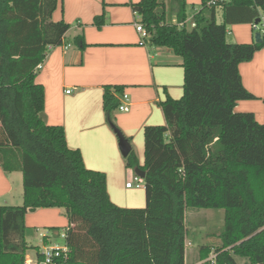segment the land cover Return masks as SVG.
Returning <instances> with one entry per match:
<instances>
[{"label": "trees", "instance_id": "obj_1", "mask_svg": "<svg viewBox=\"0 0 264 264\" xmlns=\"http://www.w3.org/2000/svg\"><path fill=\"white\" fill-rule=\"evenodd\" d=\"M59 0H0V165L21 172L22 206H0V264H24L29 246L26 215L64 209L69 226L66 264H186V212L224 209L221 248L213 263L264 264V124L238 113L240 101L255 100L239 66L264 49L259 43L227 42L229 25L256 24L264 0H227L188 10L176 5L178 23L193 16L194 29L166 23L160 0L133 6L152 33L151 43L183 59L184 94L161 105L164 126L144 129V163L133 150L129 170L145 172L146 205L121 208L110 199L106 175L87 169L81 153L68 147L65 131L41 117L44 87L36 74L50 48L60 46L70 25L55 22ZM223 22H217V7ZM100 28L104 17L96 20ZM81 48L82 37L77 38ZM106 86L104 113L112 121L121 87ZM45 239V237H44ZM203 259L212 253L203 248ZM39 260L43 257L38 255ZM63 264V258L55 259Z\"/></svg>", "mask_w": 264, "mask_h": 264}, {"label": "crops", "instance_id": "obj_2", "mask_svg": "<svg viewBox=\"0 0 264 264\" xmlns=\"http://www.w3.org/2000/svg\"><path fill=\"white\" fill-rule=\"evenodd\" d=\"M141 1L59 0L53 20L66 22L70 29L62 44L49 50L36 74V83L45 90L42 119L64 129L68 147L81 153L87 169L106 175L109 197L121 208H143L146 198L143 192L126 187L136 174L126 167L116 130L128 140L143 165L140 157H144V129L164 126L162 103L169 97L179 100L184 94L183 59L151 41L140 45L136 30L140 19L133 6ZM218 10L220 24L223 12ZM99 17H104L100 28L96 24ZM173 19L175 22L176 15ZM256 33L252 24L229 25L226 39L233 44H253ZM79 37L85 43L83 48L77 42ZM239 71L245 89L264 99V49L251 61L240 64ZM106 86L113 87L112 91L114 87L123 89L117 96L120 102L124 94L129 98L130 111L113 114L117 129L104 113ZM235 111L253 113L257 122L264 124V109L253 100L238 102ZM23 203L22 173H7L0 165V206L17 207ZM40 210L52 209L34 212ZM27 218L28 214L26 221ZM43 237L44 246H49L51 240Z\"/></svg>", "mask_w": 264, "mask_h": 264}, {"label": "rangeland", "instance_id": "obj_3", "mask_svg": "<svg viewBox=\"0 0 264 264\" xmlns=\"http://www.w3.org/2000/svg\"><path fill=\"white\" fill-rule=\"evenodd\" d=\"M161 6L159 12L166 11V23L174 24L173 17L176 14V5L172 3L171 0H161ZM188 10L190 11L192 8H196V10L201 9L203 2L202 0H187L186 1ZM218 10V9H217ZM222 11L219 8L218 12ZM220 18L218 17V21ZM220 22V21H219ZM222 23V21L220 22ZM256 99L253 100L257 104L262 106L264 109V99ZM144 145V139H143ZM144 147V146H143ZM141 163L144 162V157H140ZM133 179V178H132ZM137 191L143 192L145 194V190L136 189ZM146 205V204H145ZM145 208V207H143ZM134 209H142V208H134ZM63 217L66 220H62L59 218ZM224 218L225 211L224 209H214V208H189L186 212V228H187V238H186V264H203L205 262L213 263L216 258V250L221 248V240H219V235L224 230ZM69 222L66 216V211L64 209H52L49 211H37L28 212V218L26 221V228L28 239L27 242L30 247L36 248L40 247L41 249L44 247V237L48 236L51 240L49 246H58L65 247L66 239L63 235L66 234L65 230L68 227ZM42 228V229H39ZM42 234V236H41ZM210 247L212 249V253L209 258L206 260L203 259V248ZM27 255L34 257L38 254H35V250L31 249ZM236 261L239 264H248L246 259H241L236 257Z\"/></svg>", "mask_w": 264, "mask_h": 264}, {"label": "built area", "instance_id": "obj_4", "mask_svg": "<svg viewBox=\"0 0 264 264\" xmlns=\"http://www.w3.org/2000/svg\"><path fill=\"white\" fill-rule=\"evenodd\" d=\"M227 0H210L207 5L209 7L211 6H217L219 2H226ZM221 8V6H218L217 9ZM137 14V13H136ZM138 15V14H137ZM138 19H140L139 22L136 23V30L140 37V45L145 46L148 42L152 39V33L147 29V27L142 23V18L138 15ZM175 25H177L180 29L186 28V29H194L196 27V23L193 20V16L189 17L186 21L178 23L177 20L174 22ZM254 29L257 32L264 33V16L261 18L259 24H253ZM53 48H50L51 50ZM41 67V66H40ZM39 67V68H40ZM71 91H67L69 94ZM119 112H129L130 111V104H129V98L127 95L122 96V101L120 102V105L117 109ZM127 188H145V180L141 178L138 175H135L133 178V181L128 183L126 185ZM66 235V234H65ZM63 235L65 238L66 236ZM69 249L67 246L65 247H58V246H44L39 255L43 257L42 260H39L38 255L31 257L30 255L26 256L25 263L24 264H57L55 259L63 258L64 262L63 264H66L68 258H69ZM38 254V253H36Z\"/></svg>", "mask_w": 264, "mask_h": 264}, {"label": "water", "instance_id": "obj_5", "mask_svg": "<svg viewBox=\"0 0 264 264\" xmlns=\"http://www.w3.org/2000/svg\"><path fill=\"white\" fill-rule=\"evenodd\" d=\"M259 23H260V21L256 22V24H259ZM261 39H262V34L260 32H257L255 34V42L259 43L261 41ZM116 133H117L118 138H119L120 151H121L122 155L126 158L130 154L132 148H131L128 140L121 134L120 131L116 130ZM135 174L140 176L143 179H145V177H146L145 172H143V171H141L139 169L135 170ZM31 211L34 212L35 210L33 209Z\"/></svg>", "mask_w": 264, "mask_h": 264}]
</instances>
